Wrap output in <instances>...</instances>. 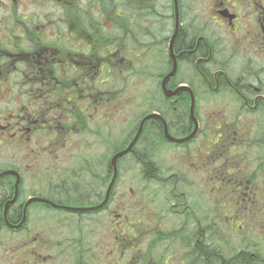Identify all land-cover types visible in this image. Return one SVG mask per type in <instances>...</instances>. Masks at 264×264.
Instances as JSON below:
<instances>
[{"label": "flooded vegetation", "instance_id": "af4514ba", "mask_svg": "<svg viewBox=\"0 0 264 264\" xmlns=\"http://www.w3.org/2000/svg\"><path fill=\"white\" fill-rule=\"evenodd\" d=\"M177 1L0 0V153L17 156L0 160V233H19L18 264H264V0L193 1L188 18ZM132 92L154 108L104 136ZM151 113L124 155L142 165L139 211L112 158ZM166 141L202 175L179 159L162 175ZM26 157L50 167V192L23 198Z\"/></svg>", "mask_w": 264, "mask_h": 264}, {"label": "rangeland", "instance_id": "374dc122", "mask_svg": "<svg viewBox=\"0 0 264 264\" xmlns=\"http://www.w3.org/2000/svg\"><path fill=\"white\" fill-rule=\"evenodd\" d=\"M168 1L172 2V0ZM193 1L201 2L202 0H183L184 9L188 12V14H185L186 18L192 16L195 17V14H197H194V12L198 9L197 7L200 6V4H193ZM118 93L119 94L117 95V97H115L113 101L114 103L116 102V104L119 103L120 105L123 104V102L126 100L125 97H127L129 94L122 87L119 88ZM109 97L110 94H107V97H105V99H108ZM127 101L128 106L124 107L123 111H127L128 115H120L119 117L118 115H116V117H118L119 119L113 124L115 129L112 131V129H109L107 126H105L104 136L108 135V133H114L115 136L121 137L123 130L127 133L132 128L134 119L136 117L141 116L143 113L148 112L154 108V105L144 103L141 99L137 97L134 92L130 94L129 99ZM107 109L108 107H105V112L108 111ZM124 117L127 118L123 121L122 119ZM109 138L112 140L110 136ZM164 144L166 145V149L162 148L161 152L159 154H156V156L154 155L153 157V159H155L156 162L162 168V175H167L169 174V170L174 169L171 166L174 164L175 161H177V159H179V175H202V173L196 172V168H193L197 166V157L195 156V152H193L191 148H189L190 151H185V148L179 147H177L176 149H171L176 147V145L171 143L170 141H166L164 142ZM107 146L109 145H106L102 150L104 161L102 170L104 171V176H106L107 174V164L114 151L113 147ZM4 158H6L8 165H16L17 156L14 151L8 149L7 151L0 153V160H4ZM120 164L122 165L120 169L119 179V194L121 196V199L122 196H124V198H126L129 202H133L135 204L133 208H138L139 211H141L146 205L147 198L145 191V182L142 178V176L144 175L142 165L137 162L135 155L133 154L125 157L122 162L120 161ZM24 165H30L29 168L31 172L25 175L26 182L24 184L23 189V198H27L35 191H40L44 193L50 192L48 191V176L51 175L50 167L41 166L38 161L27 157L25 158ZM73 166L77 167L75 162H73ZM94 172L95 169L93 171V175L95 174ZM76 174L77 173H73L72 176L75 177L74 175ZM37 176L41 178L39 182L34 181L36 180ZM133 176L136 178L133 179ZM82 186L83 185H81V187ZM18 240L19 233H16L14 230L7 229L5 232L0 233V263L18 264Z\"/></svg>", "mask_w": 264, "mask_h": 264}, {"label": "water", "instance_id": "95a60500", "mask_svg": "<svg viewBox=\"0 0 264 264\" xmlns=\"http://www.w3.org/2000/svg\"><path fill=\"white\" fill-rule=\"evenodd\" d=\"M176 2H177V3H176V6H177V10H178V1L176 0ZM175 71H176V65L174 66L173 71L167 76V78H169L170 76L174 75V74H175ZM165 88H166V87H165ZM193 110H194V102H193L192 109H191L192 113H193ZM154 116H159V115L156 114V113H155V114L148 115V116L143 120V122H142V124H141V127H140V130H139V132H138V134H137L135 140L132 142V144H131L127 149L118 152V153L114 156V158H113V160H112V165H113L114 168H115V177H116V175H117V169H118V167H117V161H118V158H119L120 156H122V155L128 153V152L132 149L133 145L135 144L136 140L138 139V137L140 136V134H141V132H142V128H143L144 122H145L148 118H150V117H154ZM165 132H166L167 136H168L171 140L179 141V142L185 140V139H176V138L172 137L171 134L169 133V130H168V128H167V123H166V122H165ZM189 137H190V136H189ZM189 137H187V138H189ZM187 138H186V139H187ZM18 184H19V181H18L17 184H16V196H15V198H14L13 200H11L10 202H14V201L16 200V198H17V194H18ZM112 186H113V182L111 183V185H110V187H109L108 195H109V193H110V191H111V189H112ZM34 200H38V198H32V199H30V200L27 202L26 207H27L32 201H34ZM10 202H9V203H10ZM6 214H7V213H5V215H6ZM8 223L10 224V222H8Z\"/></svg>", "mask_w": 264, "mask_h": 264}]
</instances>
